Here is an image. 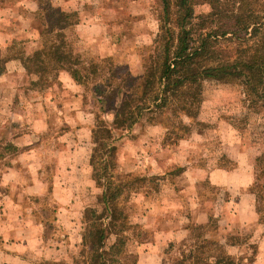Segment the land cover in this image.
<instances>
[{
	"label": "crops",
	"instance_id": "crops-1",
	"mask_svg": "<svg viewBox=\"0 0 264 264\" xmlns=\"http://www.w3.org/2000/svg\"><path fill=\"white\" fill-rule=\"evenodd\" d=\"M91 2L55 0L54 5L73 11L82 10L83 4ZM29 5L35 9V4L29 2ZM100 11L94 17L79 20L67 30L74 51L83 60L107 57L140 73V65L135 67L134 63H129L137 54L125 49V34L121 28L118 30L116 23L109 25L112 17L104 18L102 9ZM114 29L116 32L113 33ZM25 32L26 41L30 33L28 29ZM144 36L131 35L129 42L140 44L146 40ZM35 40L26 42L29 47L23 50L24 54L37 47ZM118 57H123V61L119 62ZM3 66L4 71L0 74V141L9 142L15 151L0 157V264H71L70 254L80 250L82 211L93 199L98 200L103 186L100 179L93 177L89 163L91 130L99 116L85 104L83 84L74 82L67 71L60 70L57 74L55 87H60L61 96L55 99L50 93L51 87L28 88L29 81L35 77L16 59H8ZM106 117L110 120L112 115ZM54 120L58 127L56 123L55 128L52 127ZM158 127V124H150L142 130H125L113 142L117 172L151 175L159 166L178 164L188 177L181 188L175 187L176 179L172 180L174 185L169 184V194H161V202L169 204V213L156 211L151 204L154 193L145 191L139 195L128 218L138 216L151 236L145 243L135 242L137 257L134 264H160L169 240L184 238L191 229L190 223L207 222L206 196L201 197L198 189L205 179L211 185L224 187L230 194L236 189L242 191L240 197L226 205L229 208L220 217L223 225L218 222L217 229L206 232L205 238L220 245L226 254L236 258L241 256V264H264V226L257 224L258 217L249 201L252 195L246 189L250 181L234 178L232 171L217 165L205 170L196 163L197 158L193 160L183 155L182 145L189 138L172 146L160 144L159 138L164 131L160 132ZM244 200L250 204L242 205ZM157 217L161 221H156ZM163 219L165 225L159 224ZM244 225L251 226L247 241L255 247L249 262L244 256L246 243L229 244L226 240L227 234L233 236L234 226Z\"/></svg>",
	"mask_w": 264,
	"mask_h": 264
},
{
	"label": "rangeland",
	"instance_id": "rangeland-1",
	"mask_svg": "<svg viewBox=\"0 0 264 264\" xmlns=\"http://www.w3.org/2000/svg\"><path fill=\"white\" fill-rule=\"evenodd\" d=\"M49 1L51 5H54L55 0ZM29 2H31V0H0V27L2 26V28H0V56L28 49L30 40L38 39L37 20L33 18V11L35 9L33 10V5L30 6ZM262 3V0H256L255 6L258 8ZM236 5H228V9H232L230 11L236 13L246 7L243 3H240V8L236 10ZM159 6V0H92L91 3L83 4L82 10L77 11L80 14V20L96 16L97 11H100V9H102V16L104 18H110L111 16L112 20H110L108 24L116 23L118 25V30L121 28L122 34H125L126 37V42L124 44L125 49L132 50L137 54L129 62L134 63L136 67L137 65L141 66V64L147 65L151 57L155 56L156 50L150 38L151 34L154 33L157 28L155 15L157 14ZM109 7H113L114 9ZM118 8L119 10H116ZM192 8L194 17L189 25L188 32V44L190 47L197 45L200 38L209 32V35H213L214 37L212 40V47L217 53V58L220 57L225 60L233 59V61L245 62L254 61L257 58L258 53L255 47L256 36L249 37L245 35L244 38L240 39L238 34L235 36L230 32H224L236 28L240 23H245V21L248 20L247 14H240L238 17L232 19L218 20L209 15L208 7L205 4L196 3ZM109 9H112V14L109 12ZM42 15L46 16V11L43 12ZM25 26L27 27L26 29L24 28ZM27 29L30 36L25 41L24 36ZM23 32L25 34H23ZM114 32H116L115 29L113 33ZM140 34L145 35L144 37L146 40L144 42L142 41L140 44L134 41L129 42L131 35H133V37L134 35L138 37ZM64 49L75 52V47H73L72 42L66 43ZM89 59L90 61H97L98 67L96 75L88 77L90 79H87V83L83 86V92L86 91V97L83 95L84 102L99 116V119L96 121L97 124L102 122L110 124L112 118L107 120L106 116L114 114V105L121 97L120 95L116 97L115 94L105 93L104 98L95 99L94 96L91 95V87L98 83L97 77L102 74L105 67L109 65V60L101 64L100 60L104 58L90 57ZM111 60L116 64H120L122 70H126L127 67L124 63H117L113 59ZM117 60L122 62L123 57H118ZM198 61L204 64L208 63L210 60L203 57V55H199ZM48 63L50 64L51 62ZM189 70H191L190 67L185 70L186 73H188ZM83 72L84 71H81V73ZM54 82L55 80L52 78L47 87H51L50 93L53 94L52 97L56 99L61 95L60 87H55L57 82ZM199 97H201V101L197 116L203 124L199 127L198 125H192V127H194L192 132L185 139L181 138L177 141L173 138H175V135L177 137L180 136L182 132L179 130L174 131L173 127H171L173 132L169 134L167 131L163 132V136L161 139L159 138V142L162 145L168 144L167 146H172L182 139L187 140V138H189L190 140L182 145V150L185 152L183 155L193 160L197 158V161L200 160V158H204L209 165L216 162L214 159L209 158L223 153L224 157L228 159L224 165V170L232 171L234 178L238 177L239 180L248 179V181H250L247 184L246 190L252 195L249 201L252 203L254 213L257 215L254 208L255 195L252 189H250V186L253 185L254 180L253 158L264 149V109H261L258 113L247 111V100L245 99V95L240 91L238 85L203 81L201 83ZM108 101L111 102L112 105L111 103L107 105ZM157 118L160 120V116H157ZM171 121H173V119H171L170 122ZM183 121L187 122L189 120L185 119ZM55 123L56 126L58 125V122L54 120L52 124L53 128H55ZM158 126L160 132L164 131V127L161 124H158ZM117 135H119L117 131L111 132V137L115 138V140H117ZM45 140L48 141V139ZM115 140L112 139V141ZM104 141H106L107 144L112 142L111 139H106ZM95 148L96 149L92 153L94 173H105V178H111L112 180L118 178L119 181L126 183V185H129L131 182L133 183L128 187H122L121 193L115 201L116 207L121 211V217L113 220L112 224H107L108 217H105L104 213H102V205L99 198L98 200L93 199L92 203L89 202L88 208L86 207L85 210L82 211V216L80 217V222L82 223L81 228L83 227V232L87 235L86 243L82 248L79 246L80 250H75L72 252V255L70 254L69 262L71 264H90L89 256L91 250L88 249L90 246L89 243H96L95 233L98 229H103L102 244L109 245L113 243L115 245L113 250L103 253L106 263L134 264L137 257L135 242L145 243L151 236L150 232L142 227L138 216L133 215V218H128V215L135 209V205L138 202L136 200L139 199V195L143 194L144 191L150 192V194L154 193L155 197H153L151 202V204H154L153 207L157 209L156 211L166 210V213H169V204L161 202L163 199L161 194H169V184H175V187L181 188L182 182L187 181L188 177L183 173L184 170L180 165L173 164L166 165L165 167L159 166L156 168L154 174L151 175L140 174V177L143 178L137 181L134 177L139 174L115 171L114 159L117 157L115 152H106L104 148H99L97 146ZM209 149L211 151H209ZM229 156L232 159L229 158ZM103 168H105V170ZM165 177L168 179L165 180ZM175 179L177 181L173 184L172 180ZM198 189L201 193V197L203 196V198H205L206 196L204 207H208L209 209L210 216H208V220L214 218L217 227L219 226L218 222L223 225L220 217L225 215L229 208V206L226 207V205H229L232 200L240 197L239 195L242 192L236 189L230 194L229 190H226L224 187L211 185L207 179L199 183ZM133 190L136 191L134 192ZM246 203L247 201L244 200L242 205ZM250 203L248 202L247 204ZM141 206H143L142 203ZM260 207L261 209L264 208L263 201H260ZM262 217L264 218V216ZM159 220L161 221V218L157 217L156 221ZM257 220L259 227H263L264 220H259V217ZM164 221L165 219L159 224L165 225ZM189 225V227H192L197 224L190 223ZM233 228L234 229L231 230V232H233L232 235L241 241L239 244L246 243L244 246L246 261H251L253 250H255L254 245L247 241V238L250 236L249 230H251V226H234ZM201 232H203V230H201ZM193 233L194 231L191 230L187 232L182 239L175 238L169 240L163 250L160 264H178L177 262L179 261H181V264H187V255L189 251H191L190 243L193 241V238H191ZM216 245L218 244L214 241L209 242L202 251L198 252L199 256L202 257L203 263L209 261L208 256L220 255L224 252L216 247ZM104 248L105 247H99V251H103ZM45 264L59 263L45 262ZM62 264L64 263L62 262Z\"/></svg>",
	"mask_w": 264,
	"mask_h": 264
},
{
	"label": "trees",
	"instance_id": "trees-1",
	"mask_svg": "<svg viewBox=\"0 0 264 264\" xmlns=\"http://www.w3.org/2000/svg\"><path fill=\"white\" fill-rule=\"evenodd\" d=\"M159 1L160 6L155 15L157 28L150 38L156 53L147 65L141 64L140 73L127 68L122 70V66L112 62L111 58L100 60L101 64L109 60V65L105 67L102 74L98 75V83L91 87V95L95 99H100L105 97V93H109L115 94L116 97L120 95L121 98L114 105L115 110L110 124H106V122L95 123L91 130L92 148L89 163L92 171H94L92 153L96 146L104 148L106 152L114 150L112 139L115 140V138L111 137L113 131L121 134L125 130H142L147 125L158 123L164 127V132L167 131L168 134L173 132L171 127L174 131L179 130L182 132L178 137L175 135V138H173L176 139L175 141L181 138L185 139L192 132L194 128L192 125H198L199 127L203 124L197 116L201 101V97H199L201 83L203 81L238 85L247 100V111L258 113L261 109H264V0L258 8L255 6L256 0ZM31 2L35 4L33 18L37 20L38 25V39L35 40L37 47L29 54L18 51L9 55H1L0 74L4 71V63L11 58L16 59L28 74L35 77L34 80L29 81V89L41 90L47 88L52 78L56 83L57 74L60 70L67 71L74 82L85 86L87 79H90L88 77L97 73V61L83 60L80 58L79 53L64 49L66 43L72 42V39L67 37L66 32L80 20L79 12L77 10L65 11L58 6L51 5L49 0H31ZM196 3L207 5L209 15L218 20L232 19L240 14H247L248 20L245 23H240L236 28L224 32H230L235 36L238 34L240 39L244 38L245 35L249 37L256 36L257 58L250 62L217 58V53L212 47L214 37L209 35V32L200 38L197 45L190 47L188 32L189 25L194 17L192 6ZM240 3H243L246 7L236 13L230 11L232 9H228V5L237 4L236 10H238ZM45 11L46 16L42 15ZM199 55H203L210 61L204 64L199 63ZM189 67L191 70L186 73L185 70ZM81 71L84 72L81 73ZM83 95L86 97V91ZM110 103L108 101L107 105H110ZM157 116H160V120ZM171 119L173 121L170 122ZM185 119L189 121H183ZM106 139H111L112 142L107 144L104 141ZM0 143V157L15 151V148L9 142L0 141ZM209 151L211 150L209 149ZM209 159L216 161L212 164L213 166L217 165L222 169L228 161L223 153H219L218 156L214 155ZM196 163L200 164L205 170H209L212 166L204 158H200ZM253 164L254 180L250 189L255 195L254 208L259 220H264L262 217L264 216V208L261 209L260 207V201H263L264 207V149L253 158ZM103 169L105 170V168ZM140 176L139 174L134 179L139 181L143 178ZM93 177L101 179L103 182L98 198L102 205V213L105 217H108L107 224H112L113 220L121 217V211L116 207L115 201L120 195L122 187H128L133 182L126 185L118 178L114 180L107 179L105 173L96 174L93 172ZM216 229L214 218H210L207 223L191 227L190 231L193 230L194 233L191 235L193 241L190 243L191 251L187 255V264L242 263L241 256L236 258L225 252L220 255H210L208 256L209 261L202 262V257L199 256L198 252L209 244L205 234ZM95 235L96 243L90 242L88 248L91 250L90 264H108L103 253L113 250L115 245L113 243L109 245L102 244L103 229H98ZM86 237V233L83 232L81 234V248L86 243ZM226 240L229 244H239L241 242L231 235H228ZM99 247L105 248L103 251H99ZM216 247L222 250L220 245H216ZM177 263L181 264V261Z\"/></svg>",
	"mask_w": 264,
	"mask_h": 264
}]
</instances>
